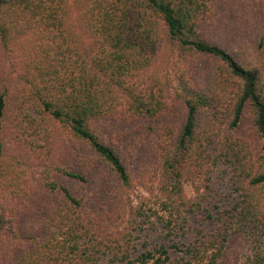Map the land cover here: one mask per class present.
<instances>
[{
  "label": "trees",
  "instance_id": "obj_1",
  "mask_svg": "<svg viewBox=\"0 0 264 264\" xmlns=\"http://www.w3.org/2000/svg\"><path fill=\"white\" fill-rule=\"evenodd\" d=\"M237 239L264 264V0H0V264Z\"/></svg>",
  "mask_w": 264,
  "mask_h": 264
},
{
  "label": "rangeland",
  "instance_id": "obj_2",
  "mask_svg": "<svg viewBox=\"0 0 264 264\" xmlns=\"http://www.w3.org/2000/svg\"><path fill=\"white\" fill-rule=\"evenodd\" d=\"M194 181L195 180L187 178L184 182V192L186 196H188L189 198L193 197L195 193L194 188L196 186H195ZM133 193L130 196L131 201H134L135 197H133V195H135V193L137 195V189ZM22 221L24 225V232L31 231L34 226V219L25 215L22 217ZM110 229L113 234H118V230L113 229V228H110ZM246 250H247V245L242 239L235 240L227 251L224 263L225 264H239Z\"/></svg>",
  "mask_w": 264,
  "mask_h": 264
}]
</instances>
